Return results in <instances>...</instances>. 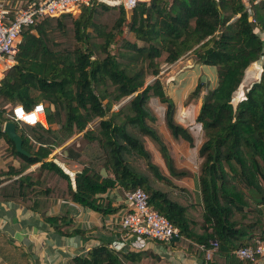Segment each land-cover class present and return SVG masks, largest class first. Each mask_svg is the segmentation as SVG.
<instances>
[{
    "label": "trees",
    "instance_id": "1",
    "mask_svg": "<svg viewBox=\"0 0 264 264\" xmlns=\"http://www.w3.org/2000/svg\"><path fill=\"white\" fill-rule=\"evenodd\" d=\"M187 56L216 69V84L199 82L187 100L205 91L196 117L202 128L200 204L172 181L187 173L174 169L148 106L153 99L163 104L172 137L193 145L188 130L175 121V106L159 79L162 65ZM259 60V79L234 106L247 69ZM14 61L0 82V139L8 145L0 184L9 181L0 198L43 217L52 200H69L105 216L122 208L104 198L109 191L124 198L142 189L150 207L177 229L179 241L168 244L172 249L204 264H258L239 260L235 252L264 243V0H150L130 11L93 3L36 18L22 29ZM38 104L44 106V125L15 124L26 157L2 127L13 107L29 112ZM148 139L168 176L153 163ZM60 148L64 160L80 167L73 175L58 157L49 159ZM45 221L58 231L71 223L66 215ZM212 242L217 248L207 260ZM147 258L146 252H120L103 242L68 264H147Z\"/></svg>",
    "mask_w": 264,
    "mask_h": 264
},
{
    "label": "crops",
    "instance_id": "2",
    "mask_svg": "<svg viewBox=\"0 0 264 264\" xmlns=\"http://www.w3.org/2000/svg\"><path fill=\"white\" fill-rule=\"evenodd\" d=\"M7 2L15 3L14 7L24 5L23 0H0V4L3 5H6ZM261 36L263 37V35ZM181 62L182 60H179L173 65L176 66ZM197 65L199 64L195 63V66ZM157 104L160 103L157 101ZM160 106L161 108L157 109V112L149 107L157 118L154 129L162 139L176 170H190L192 174L187 173V176L179 179L173 178L172 181L177 186L185 188L194 203L200 204L198 183V167L201 163L198 157L200 140L199 143L193 141V145L190 146L181 139H174L164 122L165 108L162 104ZM179 124L183 126V124ZM72 142V139L69 140L65 146ZM146 145L153 163L165 176H168L166 164L156 144L148 139ZM7 149V143L0 139V169L5 165L3 157ZM55 154L62 157L61 151L54 152L53 155ZM58 161L62 166L69 167L68 170H65L71 175L80 170L78 165L70 161L62 158ZM38 166H33L28 172ZM193 177L196 178V182ZM3 179L5 178H0V181ZM8 182L0 184V188ZM104 198H108L113 206H122V208L114 214L102 216L69 200H52L45 217L66 215L71 222L68 227H62L61 231L55 229L57 225H49L45 221V217L38 212L12 200L0 198V264H68L72 258L85 256L91 248L103 242L111 244L120 252H146L148 258L144 261L147 264H204L199 257L182 250H174L168 244L127 236L119 228V214L126 208L123 198L117 190L109 191ZM74 229H81L85 235L83 237L66 235ZM211 256L212 254L210 258ZM258 264H264V259L260 260Z\"/></svg>",
    "mask_w": 264,
    "mask_h": 264
},
{
    "label": "built area",
    "instance_id": "3",
    "mask_svg": "<svg viewBox=\"0 0 264 264\" xmlns=\"http://www.w3.org/2000/svg\"><path fill=\"white\" fill-rule=\"evenodd\" d=\"M148 1L150 0H29L25 6L7 7L0 4V82L5 72L15 63L14 57L22 29L33 24L36 18L74 12L93 3L121 6L126 11H130L139 2ZM243 1L246 3L247 0ZM252 22L255 23L254 18ZM44 116V106L38 104L29 112L21 106L13 107L12 115L9 117L15 124L22 123L34 127L45 124ZM123 203L126 208L119 214V228L127 236L162 244H169L174 237H178L177 229L150 207L149 195L142 189L125 193ZM212 247L213 249L207 251V259L217 248V243L212 242ZM235 256L242 261L258 263L264 259V243L255 247L240 248L235 252Z\"/></svg>",
    "mask_w": 264,
    "mask_h": 264
},
{
    "label": "rangeland",
    "instance_id": "4",
    "mask_svg": "<svg viewBox=\"0 0 264 264\" xmlns=\"http://www.w3.org/2000/svg\"><path fill=\"white\" fill-rule=\"evenodd\" d=\"M256 31L258 35L260 36L262 35V32L260 30L257 29ZM181 60L182 62L177 64L176 66L173 65L170 67V65L169 66L162 65L161 72L159 74V79L164 87L167 97H169L172 100L175 106V114H174L175 121L187 127L186 129L188 130L190 135L193 137V141L196 143H199V140H200V145H201L202 128H201V124L196 122V117L200 110V107L202 104V98H203L205 91H203L201 95L199 96V98H197L196 100L191 101L190 103H187V100H188L190 93H192L195 90L199 82H203L209 86H214L216 84V69L215 67L201 65V64L195 66V61L192 56H187ZM262 64H263V60H259L256 63L252 64L247 69L242 85L240 86L239 90L234 96V99H233L234 106H236L244 98L245 93L247 89L251 86V84L256 82L259 79L260 69L262 68ZM152 80L153 78L149 77L147 79V84H149V82H151ZM127 100L128 99L122 101L120 105H123ZM157 101L158 100L153 99V100H150L148 103V106L153 108L156 112H157V109L161 108L160 106L161 103L158 101L160 104H157ZM120 105H118V107ZM162 106L164 107L163 104ZM113 110H117V106H114ZM80 136L81 135L74 136L72 138V141L77 140ZM61 150L62 148L55 149L54 152L56 153ZM53 154L50 155L49 159L50 158L53 159L57 157H58V160L60 158L63 159V157L59 156L58 154H55V155ZM63 167L66 170L69 169V167L67 166L63 165ZM173 167H174V164H173ZM174 169L176 170L175 167ZM181 171L191 174L190 170H181ZM193 180L195 181L196 178L193 177Z\"/></svg>",
    "mask_w": 264,
    "mask_h": 264
},
{
    "label": "water",
    "instance_id": "5",
    "mask_svg": "<svg viewBox=\"0 0 264 264\" xmlns=\"http://www.w3.org/2000/svg\"><path fill=\"white\" fill-rule=\"evenodd\" d=\"M2 132L6 134L8 139L13 143L15 151L17 153H19L20 155L26 156V157L30 156L26 151H24L22 147V144H23L22 139L16 132V125L14 122L9 121V122L4 123L2 127ZM178 241H179L178 237H174L171 240V242H178Z\"/></svg>",
    "mask_w": 264,
    "mask_h": 264
}]
</instances>
